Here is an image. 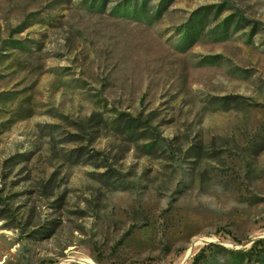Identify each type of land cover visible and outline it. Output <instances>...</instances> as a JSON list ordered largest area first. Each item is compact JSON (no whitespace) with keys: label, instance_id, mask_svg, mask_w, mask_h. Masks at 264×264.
<instances>
[{"label":"rangeland","instance_id":"rangeland-1","mask_svg":"<svg viewBox=\"0 0 264 264\" xmlns=\"http://www.w3.org/2000/svg\"><path fill=\"white\" fill-rule=\"evenodd\" d=\"M0 264H264V0H0Z\"/></svg>","mask_w":264,"mask_h":264},{"label":"bare ground","instance_id":"bare-ground-1","mask_svg":"<svg viewBox=\"0 0 264 264\" xmlns=\"http://www.w3.org/2000/svg\"><path fill=\"white\" fill-rule=\"evenodd\" d=\"M188 258H190V257H188Z\"/></svg>","mask_w":264,"mask_h":264}]
</instances>
